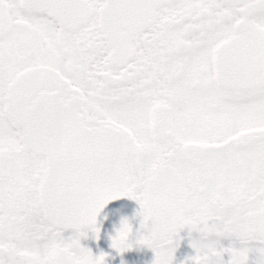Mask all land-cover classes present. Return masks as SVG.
<instances>
[{"label": "snow or ice", "instance_id": "1", "mask_svg": "<svg viewBox=\"0 0 264 264\" xmlns=\"http://www.w3.org/2000/svg\"><path fill=\"white\" fill-rule=\"evenodd\" d=\"M121 197L153 264L185 227L264 264V0H0V264H103L81 229Z\"/></svg>", "mask_w": 264, "mask_h": 264}, {"label": "flooded vegetation", "instance_id": "2", "mask_svg": "<svg viewBox=\"0 0 264 264\" xmlns=\"http://www.w3.org/2000/svg\"><path fill=\"white\" fill-rule=\"evenodd\" d=\"M126 201L129 205V209L124 217L96 225L100 229L98 238L96 233L91 230H84L86 235L79 237L80 245L89 249L94 257L105 254V264H153L155 253L147 246L134 243L131 249L123 253H118L111 247L110 238L115 235V229L120 226L122 220L126 219L131 224L133 237H136L137 234L146 235L151 227L150 224L146 228L141 227L143 217L139 215L140 206L138 202L128 197ZM62 235L66 240H68L75 238L78 234L76 232L64 230ZM197 238H199V233L195 231L189 232L187 227L180 230L177 237L178 243L173 253L172 264H193L192 259L189 262L187 261L188 258H193L196 255L195 249L191 246V241ZM223 243H225L226 248L229 246L236 248L241 247L236 238H231V240H228L227 238H220V244L224 245ZM229 259L230 254L228 252H224L223 260L225 264H227Z\"/></svg>", "mask_w": 264, "mask_h": 264}, {"label": "clouds", "instance_id": "3", "mask_svg": "<svg viewBox=\"0 0 264 264\" xmlns=\"http://www.w3.org/2000/svg\"><path fill=\"white\" fill-rule=\"evenodd\" d=\"M125 220L121 221L120 226L115 229V235L110 238L111 239V247L114 250H116L118 253H123V252L131 249L134 243L138 244V245H141V244L138 243V241L144 236V234H137L136 237H133L132 226H131V224L129 223L128 220H126V221H127L128 225H129V229L128 230H124L123 222ZM93 228H99V227H97L96 223H95L93 225L84 226L82 229L83 230H91L92 231ZM101 255H103V258H104L103 264H105V254H101ZM97 257H99V256H97Z\"/></svg>", "mask_w": 264, "mask_h": 264}, {"label": "water", "instance_id": "4", "mask_svg": "<svg viewBox=\"0 0 264 264\" xmlns=\"http://www.w3.org/2000/svg\"><path fill=\"white\" fill-rule=\"evenodd\" d=\"M126 199L127 197H121L116 200L109 201L98 214L96 218V225L124 217L129 209ZM65 231L76 232L74 229H65ZM81 231L84 230L82 229Z\"/></svg>", "mask_w": 264, "mask_h": 264}, {"label": "rangeland", "instance_id": "5", "mask_svg": "<svg viewBox=\"0 0 264 264\" xmlns=\"http://www.w3.org/2000/svg\"><path fill=\"white\" fill-rule=\"evenodd\" d=\"M221 238H227L228 240H231V238H235V237H231V238H229V237H221ZM224 245H219L220 247H225L226 248V245H225V243H223ZM249 247L250 248H253L254 249V245H249ZM239 248V247H238ZM196 254V253H195ZM223 258V257H222ZM256 258H257V254H256V252L253 250V251H250V253H249V260H248V264H255V261H256ZM189 261H191V258H188V261L187 262H189Z\"/></svg>", "mask_w": 264, "mask_h": 264}]
</instances>
